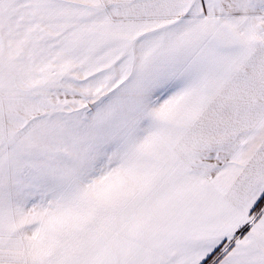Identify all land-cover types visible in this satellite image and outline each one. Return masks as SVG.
Wrapping results in <instances>:
<instances>
[{"label": "snow or ice", "instance_id": "obj_1", "mask_svg": "<svg viewBox=\"0 0 264 264\" xmlns=\"http://www.w3.org/2000/svg\"><path fill=\"white\" fill-rule=\"evenodd\" d=\"M0 264H264V0H0Z\"/></svg>", "mask_w": 264, "mask_h": 264}]
</instances>
